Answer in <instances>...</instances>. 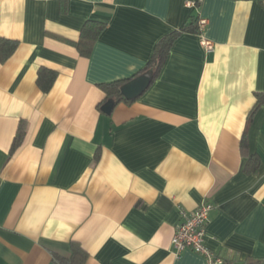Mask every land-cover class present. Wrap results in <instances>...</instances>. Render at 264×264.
Wrapping results in <instances>:
<instances>
[{
	"label": "crops",
	"instance_id": "obj_1",
	"mask_svg": "<svg viewBox=\"0 0 264 264\" xmlns=\"http://www.w3.org/2000/svg\"><path fill=\"white\" fill-rule=\"evenodd\" d=\"M192 15L200 33L179 34L145 91L102 112L99 84L143 73ZM89 19L106 25L82 56ZM0 37L18 42L0 62V264H58L72 241L84 264H207L171 242L179 209L203 202L223 264H264V1L0 0ZM39 68L56 74L47 92Z\"/></svg>",
	"mask_w": 264,
	"mask_h": 264
},
{
	"label": "trees",
	"instance_id": "obj_2",
	"mask_svg": "<svg viewBox=\"0 0 264 264\" xmlns=\"http://www.w3.org/2000/svg\"><path fill=\"white\" fill-rule=\"evenodd\" d=\"M264 1V0H259ZM61 7L63 8V1L61 3ZM199 17L197 15H192L190 18L184 22L179 28L174 29L169 32L165 36H163L156 44L153 50V54L150 60L147 62L145 67L140 72H145L150 70L152 73L151 82L159 73L164 61L167 58L169 49L176 39V37L183 32H192V33H200L199 27ZM106 23L103 21H98L94 19L87 20L83 27L80 30L79 39L73 44L79 51L82 56H88L92 49L94 42L97 40L98 36L104 29ZM18 42L13 39L0 37V62L5 61L14 51ZM55 72L47 69V68H39L37 72V84L40 86L42 91L47 92L55 79ZM131 79V78H130ZM118 80L107 83L99 84L100 89L105 93V100L108 98H112L115 101V104L121 101L128 102L125 100L120 94V86L126 81L130 80ZM256 101L252 112L258 108L261 104L264 103V94L256 93L255 94ZM104 100V101H105ZM102 103L98 105L100 107ZM24 135V130L20 124L16 131V135L13 139L10 152H13L16 147L21 143ZM241 147L246 148V137L245 134L241 138ZM259 162V158L256 155H250L248 157V161L245 166V170L247 172L255 171ZM87 252L80 246L79 243L72 241L70 243V253L68 256H56V260L58 264H84L87 259Z\"/></svg>",
	"mask_w": 264,
	"mask_h": 264
},
{
	"label": "built area",
	"instance_id": "obj_3",
	"mask_svg": "<svg viewBox=\"0 0 264 264\" xmlns=\"http://www.w3.org/2000/svg\"><path fill=\"white\" fill-rule=\"evenodd\" d=\"M205 19H199L200 29L205 24ZM201 45L206 51L212 50L213 43L209 39L201 38ZM213 208L212 203L203 202L194 210L179 209L180 220L171 242L173 253L178 257L185 249H190L201 254L207 264H223V259L215 255L206 245V226L209 213Z\"/></svg>",
	"mask_w": 264,
	"mask_h": 264
},
{
	"label": "water",
	"instance_id": "obj_4",
	"mask_svg": "<svg viewBox=\"0 0 264 264\" xmlns=\"http://www.w3.org/2000/svg\"><path fill=\"white\" fill-rule=\"evenodd\" d=\"M152 78V73L150 70H147L127 82L123 83L119 90L120 94L125 100L132 101L141 95L145 89L149 86ZM115 101L112 98H108L101 105L100 109L105 114H110Z\"/></svg>",
	"mask_w": 264,
	"mask_h": 264
}]
</instances>
